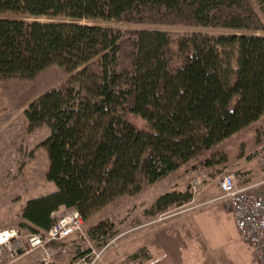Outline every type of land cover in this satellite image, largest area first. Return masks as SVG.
Instances as JSON below:
<instances>
[{
    "label": "trees",
    "instance_id": "1",
    "mask_svg": "<svg viewBox=\"0 0 264 264\" xmlns=\"http://www.w3.org/2000/svg\"><path fill=\"white\" fill-rule=\"evenodd\" d=\"M112 22L139 28L103 24ZM259 32L264 0H0V77L35 79L53 65L68 74L26 110L29 132L50 129L41 145L56 190L27 201L20 227L45 234L62 209L87 222L194 160L225 164L231 138L264 116ZM192 198L190 188L168 191L145 214ZM87 234L103 246L116 229L102 221Z\"/></svg>",
    "mask_w": 264,
    "mask_h": 264
},
{
    "label": "rangeland",
    "instance_id": "2",
    "mask_svg": "<svg viewBox=\"0 0 264 264\" xmlns=\"http://www.w3.org/2000/svg\"><path fill=\"white\" fill-rule=\"evenodd\" d=\"M27 19L46 20L32 17ZM80 23L92 22L82 20ZM103 24L123 31L139 28L115 22ZM161 29L174 35L188 32L183 27ZM205 32L220 33L214 30ZM258 34L264 35V32ZM67 77L68 74L58 65L48 68L35 79L0 77V233L16 230L21 236L20 241L33 234L27 228L20 227L27 201L56 190V185L46 178L49 158L41 145L50 135V129L43 126L29 132L26 110L45 91L62 85ZM132 121L140 129L150 130L149 124L142 117L132 116ZM259 133L263 134L261 141L257 138ZM227 153L229 159L223 165L205 167L197 159L168 178L148 186L141 193L118 199L97 212L87 222L84 221L82 232L66 239L64 243L48 244L45 249L37 250H30L27 246L23 249L18 242H12L10 247L0 245V264H45L46 259L50 260L49 264H91L94 261V264H147L150 259L149 238L155 227L193 211L202 210L213 203L227 204L219 199V182L224 173L235 172L242 184L248 180L258 182L264 179V116L233 136ZM194 178L202 181L195 192L191 187ZM175 188H190L192 200L180 207L174 206L156 217L145 214V210L160 195ZM261 191L260 188L257 190L259 194H262ZM64 213L65 211L56 212L54 217ZM102 221L113 223L116 234L108 243L98 246L87 233L91 227ZM77 248H80L81 252H90L77 256ZM138 250L141 251L138 258L130 257ZM47 253L50 256H47Z\"/></svg>",
    "mask_w": 264,
    "mask_h": 264
},
{
    "label": "crops",
    "instance_id": "3",
    "mask_svg": "<svg viewBox=\"0 0 264 264\" xmlns=\"http://www.w3.org/2000/svg\"><path fill=\"white\" fill-rule=\"evenodd\" d=\"M149 241L147 264H260L228 204L213 203L167 221L152 230Z\"/></svg>",
    "mask_w": 264,
    "mask_h": 264
},
{
    "label": "built area",
    "instance_id": "4",
    "mask_svg": "<svg viewBox=\"0 0 264 264\" xmlns=\"http://www.w3.org/2000/svg\"><path fill=\"white\" fill-rule=\"evenodd\" d=\"M201 184L200 179H193L191 187L194 192ZM259 188L262 194L257 192ZM219 189V199L224 200L232 209L237 231L251 246L257 261L264 264V179L258 182L248 180L242 184L235 172H228L222 175ZM83 226L80 212L69 209L64 214H57L56 223L45 234H30L26 240L20 241L21 236L16 230L1 232L0 245L10 247L12 242H18L23 249L26 246L30 250L45 249L48 244L64 243L66 239L82 232ZM46 255L50 256L48 253ZM49 262V259L44 260L45 264Z\"/></svg>",
    "mask_w": 264,
    "mask_h": 264
}]
</instances>
